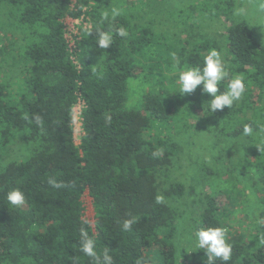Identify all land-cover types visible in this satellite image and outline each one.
Listing matches in <instances>:
<instances>
[{"label":"trees","instance_id":"obj_1","mask_svg":"<svg viewBox=\"0 0 264 264\" xmlns=\"http://www.w3.org/2000/svg\"><path fill=\"white\" fill-rule=\"evenodd\" d=\"M132 5L122 3L117 7L121 14L113 20L109 12L105 20L106 10L89 0H0L4 34L21 33L26 41L21 53L25 89L16 98L11 83L0 79V158L16 138L31 143L26 157L0 167V264H96L80 250L82 226L96 240L101 262L107 248L113 264H176L178 210L165 199L182 195L184 186L174 183L162 190L160 178L168 176L180 151L177 124L189 111L196 114L198 106L208 111L209 96L198 86L182 101L163 85L151 88L139 108H130L128 83L142 71L164 81L167 61L202 67L208 50L219 47L210 39L161 41L151 25L136 20ZM83 14L91 26H80L71 49L65 19ZM180 14L196 18L199 7L190 5ZM121 26L126 38L115 34ZM97 28H111L113 44L108 49L97 46ZM226 49L230 75L221 91L236 74L245 78L246 91L232 108L216 112L225 116L231 136L242 134L244 125L264 130V44L242 20L229 26ZM79 100L85 106L78 146L74 107ZM155 128L163 132L148 133ZM158 150L161 155L154 156ZM50 178L63 186H51ZM15 188L25 194L21 207L6 199ZM87 190L95 211L93 225L84 223L82 197ZM225 192L206 194L199 228L228 226L232 196ZM157 197L163 202L158 204ZM133 217L137 222L132 230L124 231L123 221ZM254 227L248 241L232 244L228 264H264V206ZM194 257L192 264H204L206 254L197 249Z\"/></svg>","mask_w":264,"mask_h":264},{"label":"rangeland","instance_id":"obj_2","mask_svg":"<svg viewBox=\"0 0 264 264\" xmlns=\"http://www.w3.org/2000/svg\"><path fill=\"white\" fill-rule=\"evenodd\" d=\"M77 0H73L74 4ZM91 5L111 12L122 3L133 2L129 9L138 22L149 24L161 41L172 43L174 39L195 42L203 39L216 41L218 51L226 66L229 54L226 49V37L230 25L246 21L255 31L257 39L264 44V0H89ZM227 2H234L232 7ZM190 5L199 7L196 18H184L181 13ZM125 6V5H124ZM123 6V8H125ZM227 7L230 10H227ZM89 18L84 14L80 18L67 17L66 37L71 49L81 25H86ZM164 36V37H163ZM25 40L21 33L7 37L0 27V79L12 85L17 98L25 89L23 60ZM159 42V41H158ZM168 62V61H167ZM164 64L159 81L153 73L142 71L139 76L131 78L128 83V107L141 106L145 94L151 89L168 85L172 96L180 100H189V94L181 96L178 91L177 65ZM159 81V82H158ZM260 99L256 104L260 103ZM74 142L80 145L83 130L81 117L82 105L75 106ZM196 114L187 113L186 119L177 124L175 138L180 142V151L170 165L168 176L160 178V187L181 183L184 186L182 195L166 198L178 210L177 228L174 243L176 245V264H192L195 260L194 233L199 229L201 213L206 206V194L212 191L232 196L227 206L228 242L248 241L257 217L263 209L264 181L260 177V167H264V130H253L251 136L242 134L231 136L225 128L226 118L219 112L209 113L198 106ZM241 116V114H240ZM162 128L148 131L149 134H160ZM31 143L15 139L8 152L0 158V167L8 162L26 157ZM264 169V168H261ZM224 198L225 196L222 195ZM226 199V198H225ZM83 217L93 225L95 211L93 200L88 190L83 197ZM191 252H187V251ZM158 264V263H153Z\"/></svg>","mask_w":264,"mask_h":264},{"label":"clouds","instance_id":"obj_3","mask_svg":"<svg viewBox=\"0 0 264 264\" xmlns=\"http://www.w3.org/2000/svg\"><path fill=\"white\" fill-rule=\"evenodd\" d=\"M120 10L117 8L111 9V18L114 20L119 16ZM103 19L109 18V12L105 11L102 14ZM88 34L93 35V31L89 29ZM96 43L101 49H108L113 44V33L111 28L105 31L102 28L95 30ZM115 34L121 38L128 36L127 30L121 26L115 30ZM173 59L175 55L173 54ZM179 65V61H176ZM230 75L227 67L221 57L220 52L211 48L203 58V66H184L178 71V91L181 96L193 93L198 86H202L203 94L209 96L208 111L214 113L217 110L222 111L225 107L232 108V106L239 101L246 91L245 78L241 74L234 75L228 80L227 88L221 91V83ZM111 119L110 117L108 118ZM36 123H42L39 116L35 117ZM253 129L251 125H244L243 135L245 137L251 136ZM154 156L161 155L158 150L153 153ZM48 183L60 188L63 185L54 179H49ZM7 201L16 207H21L26 204L25 194L19 189L15 188L6 193ZM156 202L162 203L163 198L157 197ZM136 218L125 219L122 224L124 231L132 230V226L136 223ZM89 224L90 221H84ZM194 244L198 249H202L206 254L204 264H216L219 260L220 264H228L232 257V244L228 242L227 229L223 227H206L199 228L194 233ZM80 250L88 257L96 261V264H113L112 256L109 255L107 248L104 250L102 262L101 258L96 252V240L89 235V232L82 226L80 229ZM187 252H191L190 250ZM137 264H140L138 261Z\"/></svg>","mask_w":264,"mask_h":264},{"label":"built area","instance_id":"obj_4","mask_svg":"<svg viewBox=\"0 0 264 264\" xmlns=\"http://www.w3.org/2000/svg\"><path fill=\"white\" fill-rule=\"evenodd\" d=\"M90 24H91V23L87 22L85 26L90 27V26H91ZM77 104H81V105H82V110H83V107L85 106L84 102L81 101V100H79ZM77 104H76V105H77ZM76 105H75V106H76ZM75 113H76V110H75V107H74V116H75ZM80 115H82V113H81ZM81 117H82V116H81Z\"/></svg>","mask_w":264,"mask_h":264}]
</instances>
